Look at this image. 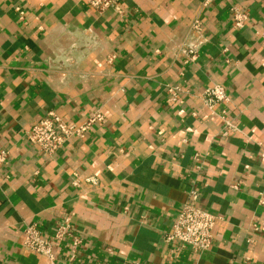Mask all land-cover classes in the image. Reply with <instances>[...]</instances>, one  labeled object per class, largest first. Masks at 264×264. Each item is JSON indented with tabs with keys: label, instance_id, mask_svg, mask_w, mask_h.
Segmentation results:
<instances>
[{
	"label": "crops",
	"instance_id": "0c3cea01",
	"mask_svg": "<svg viewBox=\"0 0 264 264\" xmlns=\"http://www.w3.org/2000/svg\"><path fill=\"white\" fill-rule=\"evenodd\" d=\"M204 1L122 0L121 14L100 15L83 0H0V264H46L23 247L25 226L51 239L67 214L83 239L76 264H264L253 229L264 224V0ZM235 5L250 12L239 32ZM196 19L207 43L187 65L175 48ZM215 84L230 98L218 109L237 127L228 137L201 100ZM169 86L183 103L168 102ZM93 109L105 123L52 158L26 139L49 111L81 122ZM194 187L219 218L214 242L173 259L163 237Z\"/></svg>",
	"mask_w": 264,
	"mask_h": 264
},
{
	"label": "built area",
	"instance_id": "2783aa9c",
	"mask_svg": "<svg viewBox=\"0 0 264 264\" xmlns=\"http://www.w3.org/2000/svg\"><path fill=\"white\" fill-rule=\"evenodd\" d=\"M85 4L98 14L102 15L107 11H114L121 14L122 0H83ZM217 0H205L203 8H209ZM19 21L28 25L27 11L20 6L15 8ZM232 23L231 29L234 32L243 31L248 23L250 12L248 9H242L235 5L231 8ZM44 31L43 27L38 28ZM207 39L203 31V22L199 19L193 21L188 29L186 40L176 46L175 54L182 58V61L189 65L194 64L200 57V52ZM227 49L223 50L227 53ZM115 56H108L106 65L113 66ZM230 63L229 60H227ZM169 103H183L180 100L184 91L178 86H169L167 88ZM203 106L208 110L211 117L222 123V136L228 137L230 133L237 132V127L228 117L226 110L218 111L219 107L230 102L227 88L222 84H215L205 90L201 97ZM195 116V115H194ZM106 121L104 114L100 109H93L91 114L81 122L66 121L56 112L46 113L29 131L25 133L26 139L36 146L44 157L52 158L60 151L64 150L73 141H83L88 133L95 127L104 124ZM8 152H0V167L7 163ZM197 170L202 169L204 160L196 154L193 158ZM38 173L36 172L35 175ZM87 183L96 184L94 179H87ZM75 182V186H78ZM202 193L196 187L188 192V197L178 213L173 224L172 231L163 237L167 244L177 245V248L171 250V257L176 259L177 253L186 248H190L196 255L202 256L207 253L214 242V228L218 217L209 211L199 207ZM261 205H264L262 200ZM255 231L264 232V224H254ZM23 247L36 255L46 259V264H57L56 251L65 241L69 242V257L67 264H76L80 251L83 246V239L75 229L73 224V215L67 214L63 217L56 228L51 239H47L37 224L25 226ZM252 243V240H249Z\"/></svg>",
	"mask_w": 264,
	"mask_h": 264
}]
</instances>
